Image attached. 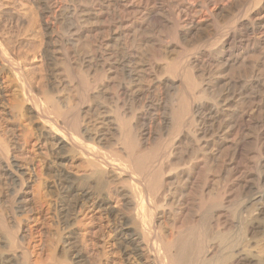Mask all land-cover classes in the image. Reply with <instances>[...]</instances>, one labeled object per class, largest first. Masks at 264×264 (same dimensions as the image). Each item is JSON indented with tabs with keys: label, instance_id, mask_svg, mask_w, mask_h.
Instances as JSON below:
<instances>
[{
	"label": "bare ground",
	"instance_id": "obj_1",
	"mask_svg": "<svg viewBox=\"0 0 264 264\" xmlns=\"http://www.w3.org/2000/svg\"><path fill=\"white\" fill-rule=\"evenodd\" d=\"M30 1L35 37L47 17L45 67H26L21 42L0 34V264H102L76 228L89 203L112 218L121 264H264V80L206 78L215 61L236 66L260 49L264 0ZM59 11L87 36L86 22L103 21L101 67H75L73 38L54 35ZM115 42L128 53L107 67ZM142 43L149 53L135 52ZM228 143L220 182L205 147Z\"/></svg>",
	"mask_w": 264,
	"mask_h": 264
},
{
	"label": "rangeland",
	"instance_id": "obj_2",
	"mask_svg": "<svg viewBox=\"0 0 264 264\" xmlns=\"http://www.w3.org/2000/svg\"><path fill=\"white\" fill-rule=\"evenodd\" d=\"M32 4L33 3L30 0H0V34L4 37L11 36V37H13V39L19 40L21 42V47L23 46L22 49L27 54V58L25 60V66L26 67H45L44 58H43L44 57V49L46 48V44H47V41L49 39L47 38V33L43 27V21L47 17H45V16L42 18L40 17L41 18L40 27L36 28L37 32L39 31L38 37H35L33 35L36 33L34 30L35 27L33 25V19L35 17V12H34V5H32ZM61 13L62 12L59 11L58 20H56V23H54L55 27L53 26L54 35L56 36L59 43H62V44H64V43L66 44V41L68 39L73 38L75 45L71 46L70 49H71V53L73 55L75 67H81L80 61H82L83 58L87 61L83 67H92V66L93 67H101L98 64V59L95 56V51H96L97 41H100L102 38L107 37V33H105L106 31H105L104 26H103L104 25L103 21H100L101 23L99 22V20H95L94 22H93V20H90L89 22H86V24H87V25L85 24L86 27L87 28L91 27L93 29V32L89 36H87L86 32L82 31L79 33V30L77 28L75 30H72L73 26L70 25V23L68 21H65V19L61 15ZM64 23H65V25H64ZM55 24H57V25H55ZM67 25H69V26L67 27ZM60 28H61V30H60ZM67 28H68V31H67ZM58 29H59V31L57 32ZM70 32H71V35H70ZM103 33L105 34V36ZM58 35H59V37H58ZM62 41H64V42H62ZM80 43H81V45H80ZM117 44H118L117 42L114 43V46L116 48V53L112 57V59L109 60V61H113L112 62L113 64L110 66H107V67H120V65H117L114 62L118 61L121 56L126 55L125 52L128 53V49L126 50V48L125 49L118 48ZM140 47H141V49H140ZM135 48H134V50H135V52H137V54L138 53H149L150 52V43H142L139 47H135ZM88 49H90V50H88ZM118 49L121 51H119ZM61 52H62V50H61ZM89 52H90V54H89ZM59 64H61V62H59ZM217 66H218V68H217ZM210 67L213 68L212 69V75H210L209 77L206 76V78H210L211 83L215 84L216 88H224V87L231 85V86L236 87V88L238 87L237 89H241L243 86H247V85L250 86L251 81L254 80V78H256V74H258V73L261 74V76L264 80V41H262V45L258 51H254V49H250L249 53H247V55H245V57L243 59H241L240 62H238L236 64V66L235 65H233V66L225 65L224 63L215 61V63H212V65ZM217 73L219 75H217ZM105 74L106 75L104 76V79L100 82V84L103 83L105 85L104 86L105 88L103 89L104 90L103 93L105 95L102 93L101 94L102 97H100V98L102 100H108V102H109V99H111V97H114L116 94L115 93L116 89H114V86L115 85L118 86V83L121 81V79L118 77V71L117 70L115 73L107 72ZM108 74H110L111 76ZM93 76H94L93 73H91L87 76L88 79L90 80V82L93 81ZM248 78H251V79H248ZM214 80H215V82H214ZM115 82H116V84H115ZM117 86L115 88H117ZM108 90H111V91H108ZM238 93H239V90L237 92V95H238ZM245 96L246 97L248 96V97L246 98ZM245 96H243V97H244V99L246 98L244 100V103L246 104V106L247 107L252 106L254 103V100L251 98L252 97L251 91L246 92ZM233 107H235V106H233ZM228 144L222 145L219 148V150L217 151V153H216L217 155L212 154L213 153L212 149H211L212 146H206L205 147L206 148L205 149L206 154H207L206 160H207L208 164H212V170L214 169L213 174H212V171L210 174L213 176H216L217 180L220 179L221 181L218 180L220 182L226 180L225 178L227 176V174H226L227 170H225L222 167L223 165L221 164L220 160L221 161L224 160L225 165H227L231 159V155H230L231 153L230 152H232V150L234 148L233 143H231V144L228 143ZM220 151H221V153H220ZM193 153H194V151H192L191 144L188 141L186 142L185 140H183V142H182V162H184V161L188 162L189 157L192 156ZM199 154L203 155V152L200 153V151H199V153H198L199 157H198V159L196 158L195 160H199V159L203 158L202 156L200 157ZM215 169H216V171H215ZM221 178H223V179H221ZM185 182H187V177L182 178V186L184 185ZM175 185H177L176 182H175ZM117 198L118 197H114L112 199L113 203L115 202L114 204H116V202H117L116 205L118 206V208H122L123 205H121L122 204L121 200L119 198L118 199ZM34 203H35V200L32 202L33 207L35 205ZM183 206L184 205L182 204V208H183ZM86 207H87L86 211L84 212L83 216L80 217V218H82V222H81V224H78L76 226V228L79 227V229L81 230V233L85 234V236L90 241L93 242V244L95 245V248L99 254V258H100L102 264H105V261L107 259L106 255H105L106 252H108L110 257L114 259L115 264H121L118 249L116 248V245H114V246L112 245L114 243L113 242L114 233H113V228H112L114 224H113L112 218L109 219L107 214H105L103 211H99L98 209H93L92 208L93 206L90 203L87 204ZM187 212L189 214L192 213V211H189V210ZM187 212L185 211V214H188ZM262 242L264 245V236H263ZM112 246H113V250H108L109 248H112Z\"/></svg>",
	"mask_w": 264,
	"mask_h": 264
}]
</instances>
